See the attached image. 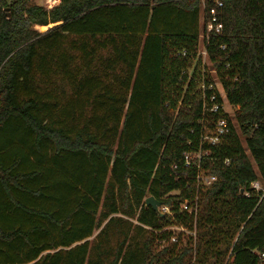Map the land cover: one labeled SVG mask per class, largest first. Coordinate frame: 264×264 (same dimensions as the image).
Segmentation results:
<instances>
[{"label":"trees","instance_id":"trees-1","mask_svg":"<svg viewBox=\"0 0 264 264\" xmlns=\"http://www.w3.org/2000/svg\"><path fill=\"white\" fill-rule=\"evenodd\" d=\"M201 35L237 107L216 144ZM197 151L207 188L184 164ZM256 179L264 0H0V264H264Z\"/></svg>","mask_w":264,"mask_h":264},{"label":"built area","instance_id":"built-area-1","mask_svg":"<svg viewBox=\"0 0 264 264\" xmlns=\"http://www.w3.org/2000/svg\"><path fill=\"white\" fill-rule=\"evenodd\" d=\"M53 2H54V0H46V4H47L46 6H49V4L50 5L53 4ZM217 5L220 6V3L217 2ZM209 14H210V18L206 24V33L211 31L212 29L215 32H218L221 29V25L219 23H216L215 10L213 8H211L209 10ZM221 48H223V46ZM203 49H204V46H203ZM203 56L206 58L205 49L203 50ZM214 75H215V72H214ZM210 88H211V86H209V89ZM215 89H216V87H215ZM216 92L218 94V98L220 99V101L217 102V97H216L215 93H210L206 99L203 97V100L205 99V101H203V109H205V103H209L210 106L207 108L208 112H211V113H216V112L219 113L220 112V113L226 114V115H220L212 121L211 127L208 128L205 136L203 137V139L206 142H208L209 144L219 143L225 137V135L229 131V125H228L229 123L232 125V127H235V124L233 123L234 119L232 120V116L229 115L228 110H226L224 107L225 103L228 105H230V104L227 102L224 93H219L217 91V89H216ZM200 155H201L200 151H197L196 153H193V154L183 153L184 164L187 167L189 165H192L195 168L194 184L196 186L200 185L202 188H207L211 185V183L213 181L216 180V176L214 174H210V173L202 170ZM229 163H230V159L226 158L223 160V164L225 166L229 165ZM173 168H176V166L174 165ZM259 183H260V181L258 179H256L250 183V187L254 190L259 191L260 190L259 189V186H260ZM262 196H264L263 193H262ZM181 209L185 210L189 214H192V213L196 214V211H197L196 199H195V202L193 203V205H189L188 203L184 202L181 205ZM157 211H159L160 214H163V213L168 211V208L166 206L160 205L157 208ZM171 240L175 241V237H171ZM261 257L263 258V263H264V254H261Z\"/></svg>","mask_w":264,"mask_h":264},{"label":"rangeland","instance_id":"rangeland-1","mask_svg":"<svg viewBox=\"0 0 264 264\" xmlns=\"http://www.w3.org/2000/svg\"><path fill=\"white\" fill-rule=\"evenodd\" d=\"M34 2H36V3H41L42 5H44L45 7H46V0H34ZM202 23H203V15H202V13L200 14V17H199V24H200V26L202 27ZM52 26V24H48V25H46V26H40V27H37V28H35L38 32H45L49 27H51ZM201 29V31H202V28H200ZM203 36L201 35L200 37H199V40H198V55L200 56V59H201V62H202V64L203 65H205V67H206V71H207V73L209 74V76H210V78L212 79V81L214 82V85H215V87H216V89H217V91L219 92V93H223L222 92V89H221V87H220V85H219V83L217 82V79H216V77H215V75H214V71H213V68L211 67V64L209 63V61H208V59L207 58H205L204 56H203V38H202ZM225 109L226 110H228V112H229V115H231L232 116V120L234 119V117H233V115H234V111H235V109L237 108V107H233V106H230V105H228V104H226L225 103ZM233 123H235V120H233ZM241 140H242V138H241ZM259 189L261 190V192L264 194V185L260 182L259 183ZM159 212V211H158ZM172 230L175 232V235L176 234H178V232H181L182 231V229L180 228V227H173L172 228ZM184 233V235L185 236H192V239H194L195 238V233H194V231H192V232H188V231H184L183 232Z\"/></svg>","mask_w":264,"mask_h":264},{"label":"water","instance_id":"water-1","mask_svg":"<svg viewBox=\"0 0 264 264\" xmlns=\"http://www.w3.org/2000/svg\"><path fill=\"white\" fill-rule=\"evenodd\" d=\"M144 205L150 206L154 211H156L157 208L160 206V202L155 200L152 196H147L144 199Z\"/></svg>","mask_w":264,"mask_h":264},{"label":"crops","instance_id":"crops-1","mask_svg":"<svg viewBox=\"0 0 264 264\" xmlns=\"http://www.w3.org/2000/svg\"><path fill=\"white\" fill-rule=\"evenodd\" d=\"M58 2V0H54V2H53V4H49V6H46V8H50V7H52L53 5H55L56 3Z\"/></svg>","mask_w":264,"mask_h":264}]
</instances>
